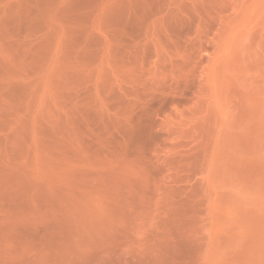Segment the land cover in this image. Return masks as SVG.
Here are the masks:
<instances>
[{
	"label": "rangeland",
	"instance_id": "rangeland-1",
	"mask_svg": "<svg viewBox=\"0 0 264 264\" xmlns=\"http://www.w3.org/2000/svg\"><path fill=\"white\" fill-rule=\"evenodd\" d=\"M0 264H264V0H0Z\"/></svg>",
	"mask_w": 264,
	"mask_h": 264
}]
</instances>
